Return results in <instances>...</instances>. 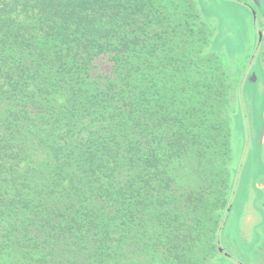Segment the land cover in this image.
<instances>
[{
  "label": "trees",
  "instance_id": "obj_1",
  "mask_svg": "<svg viewBox=\"0 0 264 264\" xmlns=\"http://www.w3.org/2000/svg\"><path fill=\"white\" fill-rule=\"evenodd\" d=\"M211 37L195 0H0V264H212L239 81Z\"/></svg>",
  "mask_w": 264,
  "mask_h": 264
},
{
  "label": "rangeland",
  "instance_id": "obj_2",
  "mask_svg": "<svg viewBox=\"0 0 264 264\" xmlns=\"http://www.w3.org/2000/svg\"><path fill=\"white\" fill-rule=\"evenodd\" d=\"M195 2L202 23L212 33L209 53L227 58L233 72L243 67L239 110L234 115L228 227L217 248L223 247L224 253L218 251L210 261L257 264L264 244V68L257 53L261 37L264 40V0ZM224 254L231 256L229 260Z\"/></svg>",
  "mask_w": 264,
  "mask_h": 264
},
{
  "label": "flooded vegetation",
  "instance_id": "obj_3",
  "mask_svg": "<svg viewBox=\"0 0 264 264\" xmlns=\"http://www.w3.org/2000/svg\"><path fill=\"white\" fill-rule=\"evenodd\" d=\"M211 45V43H210ZM257 53H258V57H259V60L264 68V40L262 39L261 37V41L259 42L258 46H257ZM225 58V57H224ZM226 60V68L227 70H230L231 72V76L233 77V80H237L239 81V84L238 86L234 89L233 87H231V91L233 92V96H232V102H231V107H230V110H231V136H230V146H231V155H230V158H231V188H232V164H233V158H234V154H233V148H232V140H233V134H234V115L236 114V112L239 110V86H240V83L242 82V79H243V67L241 66L240 70L238 72H233L230 68V65H229V61L227 60V58L225 59ZM237 85V83H236ZM235 86V85H234ZM236 96V98H235ZM181 176H183V173L181 172ZM261 187L264 188V180L261 181ZM231 193V191H230ZM263 204H264V201H263ZM218 216V221H228V218H229V214L224 216V211H221L220 213H217L216 214ZM190 221V220H188ZM193 221V220H191ZM226 230V228H225ZM221 233H224V231ZM221 235V234H220ZM221 244V243H220ZM224 249L223 247H220L219 246V252L220 253H224L223 252ZM225 255V258H227V260H229V258L231 256H228L229 254H224ZM247 261V260H245ZM244 261V262H245ZM240 262V261H239ZM244 262H240V264H243ZM249 262V261H248ZM251 264V262H250ZM257 264H264V259H261V257H258V262Z\"/></svg>",
  "mask_w": 264,
  "mask_h": 264
}]
</instances>
